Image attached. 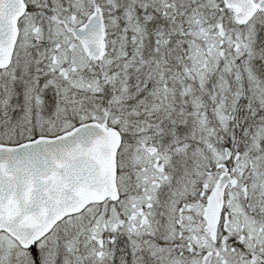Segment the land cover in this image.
Listing matches in <instances>:
<instances>
[{"label":"snow or ice","instance_id":"1","mask_svg":"<svg viewBox=\"0 0 264 264\" xmlns=\"http://www.w3.org/2000/svg\"><path fill=\"white\" fill-rule=\"evenodd\" d=\"M0 264H264V0H0Z\"/></svg>","mask_w":264,"mask_h":264}]
</instances>
